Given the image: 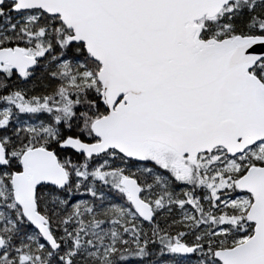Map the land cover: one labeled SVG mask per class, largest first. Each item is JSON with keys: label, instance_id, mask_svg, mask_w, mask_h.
Instances as JSON below:
<instances>
[{"label": "snow or ice", "instance_id": "6c2138e0", "mask_svg": "<svg viewBox=\"0 0 264 264\" xmlns=\"http://www.w3.org/2000/svg\"><path fill=\"white\" fill-rule=\"evenodd\" d=\"M0 264H264V0H0Z\"/></svg>", "mask_w": 264, "mask_h": 264}]
</instances>
